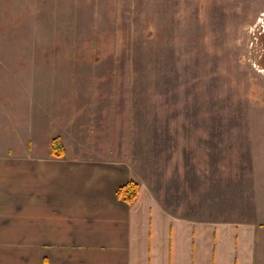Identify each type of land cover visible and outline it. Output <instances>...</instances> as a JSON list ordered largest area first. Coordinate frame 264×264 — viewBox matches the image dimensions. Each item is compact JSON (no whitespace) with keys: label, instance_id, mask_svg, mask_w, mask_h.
Instances as JSON below:
<instances>
[{"label":"rangeland","instance_id":"374dc122","mask_svg":"<svg viewBox=\"0 0 264 264\" xmlns=\"http://www.w3.org/2000/svg\"><path fill=\"white\" fill-rule=\"evenodd\" d=\"M0 100V145L17 143L8 114L35 116L64 156L127 162L174 215L247 219L264 0H0Z\"/></svg>","mask_w":264,"mask_h":264},{"label":"crops","instance_id":"0c3cea01","mask_svg":"<svg viewBox=\"0 0 264 264\" xmlns=\"http://www.w3.org/2000/svg\"><path fill=\"white\" fill-rule=\"evenodd\" d=\"M9 119L17 143L0 145V264H264V176L247 219L177 216L127 162L55 157L35 116ZM131 180L139 193L127 204L117 191Z\"/></svg>","mask_w":264,"mask_h":264},{"label":"trees","instance_id":"16d2710c","mask_svg":"<svg viewBox=\"0 0 264 264\" xmlns=\"http://www.w3.org/2000/svg\"><path fill=\"white\" fill-rule=\"evenodd\" d=\"M51 154L55 157H63L65 155V149L59 138H54L50 144ZM139 184L131 180L124 186L120 187L117 191V196L120 200L127 204H132L138 197Z\"/></svg>","mask_w":264,"mask_h":264}]
</instances>
